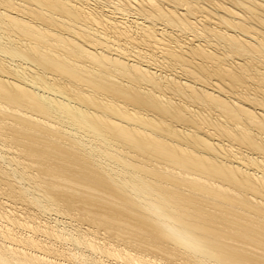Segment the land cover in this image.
<instances>
[{"label":"bare ground","instance_id":"6f19581e","mask_svg":"<svg viewBox=\"0 0 264 264\" xmlns=\"http://www.w3.org/2000/svg\"><path fill=\"white\" fill-rule=\"evenodd\" d=\"M0 264H264V0H0Z\"/></svg>","mask_w":264,"mask_h":264},{"label":"rangeland","instance_id":"374dc122","mask_svg":"<svg viewBox=\"0 0 264 264\" xmlns=\"http://www.w3.org/2000/svg\"><path fill=\"white\" fill-rule=\"evenodd\" d=\"M131 15H133V14H131ZM4 202H5V200H4ZM54 217H56V216L52 213V218H54ZM57 217H58V216H57ZM50 218H51V217H50ZM62 219H63L64 221H63ZM62 219H61L62 222H65V223H66V222H67V223L69 222V221H68L67 219H65V218H62Z\"/></svg>","mask_w":264,"mask_h":264}]
</instances>
